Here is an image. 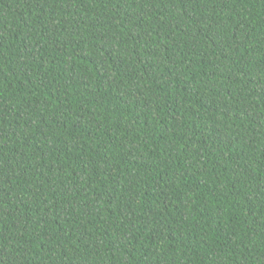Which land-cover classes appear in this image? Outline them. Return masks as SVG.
Wrapping results in <instances>:
<instances>
[{"label": "trees", "instance_id": "trees-1", "mask_svg": "<svg viewBox=\"0 0 264 264\" xmlns=\"http://www.w3.org/2000/svg\"><path fill=\"white\" fill-rule=\"evenodd\" d=\"M0 264H264V0H0Z\"/></svg>", "mask_w": 264, "mask_h": 264}]
</instances>
